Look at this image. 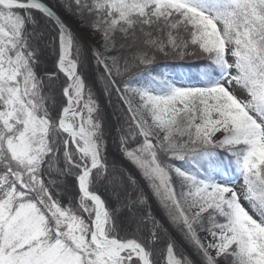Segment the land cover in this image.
<instances>
[{"label":"snow or ice","instance_id":"6c2138e0","mask_svg":"<svg viewBox=\"0 0 264 264\" xmlns=\"http://www.w3.org/2000/svg\"><path fill=\"white\" fill-rule=\"evenodd\" d=\"M0 264H264V0H0Z\"/></svg>","mask_w":264,"mask_h":264},{"label":"trees","instance_id":"16d2710c","mask_svg":"<svg viewBox=\"0 0 264 264\" xmlns=\"http://www.w3.org/2000/svg\"><path fill=\"white\" fill-rule=\"evenodd\" d=\"M53 2H54V0H53ZM168 63L172 64V62H170V61ZM194 66H196V64H193L192 62H189V61L188 62L183 61V62H177L175 65H173V67H170L167 70L176 71V72H187V71L190 70V71H192L194 73L195 70H192V68H191V67H194ZM100 102H101V106H102V112L104 113V115L106 117L110 118L111 117V113H112L111 106L108 105L107 101L103 97H101ZM109 150H110V152H114L115 151L114 146L110 145V149Z\"/></svg>","mask_w":264,"mask_h":264},{"label":"rangeland","instance_id":"374dc122","mask_svg":"<svg viewBox=\"0 0 264 264\" xmlns=\"http://www.w3.org/2000/svg\"><path fill=\"white\" fill-rule=\"evenodd\" d=\"M192 62V60H186L185 62ZM193 63V62H192ZM194 64V63H193ZM192 68V70H195L196 71V68H197V65L196 66H194V67H191Z\"/></svg>","mask_w":264,"mask_h":264}]
</instances>
